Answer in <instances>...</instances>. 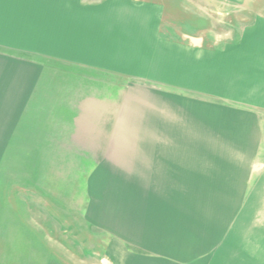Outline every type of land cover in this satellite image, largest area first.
I'll list each match as a JSON object with an SVG mask.
<instances>
[{"label":"crops","instance_id":"1","mask_svg":"<svg viewBox=\"0 0 264 264\" xmlns=\"http://www.w3.org/2000/svg\"><path fill=\"white\" fill-rule=\"evenodd\" d=\"M191 1L0 0V175L23 171L27 218L54 207L56 251L99 234L98 264H209L230 205L264 188V165L221 146L264 109V22L223 43Z\"/></svg>","mask_w":264,"mask_h":264},{"label":"rangeland","instance_id":"2","mask_svg":"<svg viewBox=\"0 0 264 264\" xmlns=\"http://www.w3.org/2000/svg\"><path fill=\"white\" fill-rule=\"evenodd\" d=\"M191 5L203 7L201 9L205 11L203 13L207 17L208 29L213 31L219 39L222 37L221 42L223 43L236 40L250 26L262 23L261 21L264 22V0H192ZM170 19L172 22L169 21V26H172L169 27V32L173 30L176 36L180 35L181 29L177 25L178 22H182L180 13H172ZM236 31L239 32L238 36L235 34ZM213 110H208V118L214 116ZM243 111L245 110L243 109ZM243 113L240 111L239 124H237L240 132L237 133L239 138L223 140L221 146L227 148L228 151L231 148L236 149L239 153V164L248 163L258 169L257 167L264 165V109L255 107L254 129L250 126L247 127L246 116ZM216 117L219 119L218 115ZM229 120L230 117H228ZM214 125H211L212 131ZM191 142L194 147V141ZM216 142L218 141L208 138L206 141L207 148L214 147ZM6 163H3V167ZM19 167L23 168L22 165ZM15 174L20 176L15 179L10 178L8 182L5 179V173L1 172L0 175V264H74V261L83 260H93L95 264H98L99 259L104 258L106 255L101 250L105 236L95 234L87 238L80 235L74 237V246L70 245L76 251H56L55 245L60 247L58 241L62 237V235H56V232L57 234L60 233L62 228L59 226L61 221L56 218L54 207L49 204L46 209V206H44L42 213L38 209L37 203L32 202L33 214L30 218H27L26 211L29 205L21 204L18 197L27 191L21 185H28L29 183L26 179H23L24 173L22 170ZM2 197L5 198L2 199ZM7 197L12 201L10 204L6 203ZM253 197L247 203L230 205L232 213L229 214L227 221L223 220L222 241L219 245L214 246L217 252L209 264H264V188H261V186L256 187ZM43 216H46L47 219ZM23 222L28 227V235L25 236L22 235L21 229L23 228ZM190 222L194 225L197 224L196 221H185L184 219H180L176 224L177 226L180 225L178 228L185 233L186 228L195 229L194 227H188ZM29 224L32 225L31 229ZM195 234L197 235V233ZM66 236L69 239L73 238L69 234H65ZM183 238L181 243H186L185 240H188L189 237L183 236ZM218 239L220 238L218 237ZM26 241L30 242V251L28 252L22 244ZM93 247L94 251H92ZM126 247L129 249L131 246L128 244ZM85 248H88L89 251H83ZM79 249L82 250L78 251ZM128 253L131 254L132 252ZM112 254L116 259H123V253L119 254L120 257H118L117 252ZM191 254L178 249L173 255L176 258L184 259L185 264H200L204 261V255L200 257L195 255L197 256L195 258ZM107 258L112 260L113 256ZM129 259L138 260L137 257L133 256H130ZM176 262L180 263L178 260ZM155 264L165 263L159 261Z\"/></svg>","mask_w":264,"mask_h":264}]
</instances>
